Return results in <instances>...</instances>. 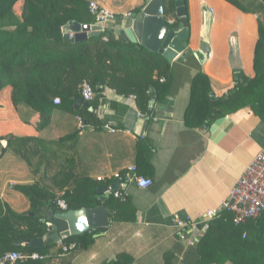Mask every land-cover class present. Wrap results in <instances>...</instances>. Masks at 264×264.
I'll list each match as a JSON object with an SVG mask.
<instances>
[{"label":"crops","instance_id":"0c3cea01","mask_svg":"<svg viewBox=\"0 0 264 264\" xmlns=\"http://www.w3.org/2000/svg\"><path fill=\"white\" fill-rule=\"evenodd\" d=\"M88 1L117 14L108 24L107 32L122 41L121 33L133 24V9H141L147 2ZM159 3H163L165 10L164 0H158ZM19 5L18 15L24 3ZM188 11L187 48L171 63L172 91L166 99L158 101L154 89H149L150 112L146 111V98L124 96L101 87L95 114L104 128L91 127L80 133L78 117L56 109L47 116L49 125L40 130L41 116L27 106H15L10 86L0 92V138L37 140L17 147L22 153L31 152L30 159L9 147L7 140L0 142V201L17 214L38 218L47 226L46 234L50 219L62 209L54 210L48 199L45 207L34 213L31 198L18 189L39 181L31 164L45 158L41 170L53 175L67 158L75 157L88 177L98 182L99 178L109 180L115 173L138 167L141 141H146L152 150L149 162L152 174L141 175L153 179L154 186L142 189L135 182L128 183L122 191L128 206L119 213L120 220H112L114 212L105 205L110 224L104 231H87L68 239L88 235L91 237L88 246L64 256L57 235L51 233L42 247L47 250L42 254L45 259L23 264H200L212 258L216 261L208 264H233L229 251L255 231L248 221L243 226H233L224 218L227 212L224 204L244 170L264 148V121L250 108L234 113L223 109L222 118L196 130L186 126L185 113L193 79L200 71L210 78L216 97L234 89V70H242L248 78L255 77V52L260 28H264V0H188ZM128 12L132 13L131 19L123 17ZM167 20L173 27L179 20L177 10L170 12ZM179 27L180 23L175 28ZM129 53V49L119 48L112 56ZM154 76L158 80L159 71ZM222 108L221 104L219 109ZM73 133L77 136L71 148L68 149L71 143L67 147L56 143ZM117 185L116 182L113 186ZM106 196L97 192V207L103 205ZM209 212L215 215L210 218ZM134 213V219L130 220ZM178 220L187 224L184 231L178 228ZM209 224L214 227L206 244ZM5 241L6 248L19 244L14 239ZM27 241L21 244L29 245Z\"/></svg>","mask_w":264,"mask_h":264},{"label":"trees","instance_id":"16d2710c","mask_svg":"<svg viewBox=\"0 0 264 264\" xmlns=\"http://www.w3.org/2000/svg\"><path fill=\"white\" fill-rule=\"evenodd\" d=\"M20 2H23L24 6L22 13L18 15L15 7ZM89 2L88 0H0V92L10 86L15 106H27L41 116L40 130L49 125L47 116L56 109L81 117L85 129L104 128V124L95 114L101 87L114 89L116 93L124 96L137 95L146 98L147 112L151 110L149 97L152 96L149 89H154L158 101L166 99L172 91L171 62L159 54L149 53L141 45L118 40L110 32L91 37L81 43L64 41L63 29L70 22L91 26L96 24L95 17L89 12ZM178 2H182L186 7L189 19L188 0H164L166 18L170 12L177 10ZM140 10L135 8L132 13H139ZM178 25L179 20H176L173 28ZM119 48L129 49L131 53L112 56V52ZM138 55L144 57L140 59ZM254 69V78H248L242 70H234L236 85L222 97L214 95L210 78L200 71L192 82L190 103L185 113L186 126L196 130L209 127L225 115L223 109H229L234 113L237 110L250 108L264 121V28H260ZM157 71H159L158 80L154 78ZM161 78L165 81L162 82ZM84 83H89L95 92L90 102L84 101L82 96ZM56 99L60 100L59 104H55ZM221 104L222 110L219 109ZM76 136V133L70 134L56 143L65 147L71 143L69 149L75 144ZM3 140H7L9 147L15 148L16 152L25 159L33 157L31 152L22 153L17 147L21 148L37 141L36 139H18L9 136L0 138V142ZM151 153L152 150L146 141L138 144L137 169L140 175L152 174L149 163ZM45 162L46 159L43 158L31 164L34 173L39 177L35 185L18 186L21 192L31 198L34 213L45 207L48 199L51 200L50 207L54 210L58 209L59 198L67 204V211L95 208L98 205L96 199L98 190L102 186H113L117 182L115 179L104 182L92 180L82 170L75 157L67 158L53 175L41 170ZM127 203L125 198L120 199L110 195L106 206L114 212L111 216L112 220L121 219L119 213L127 209ZM134 217L135 213L130 220ZM224 218L236 226L232 213L225 212ZM249 224L256 228L255 231L250 233L240 246L236 247L234 244V248L229 251V254H233V264H264V214L255 221H248ZM213 227V224H209L207 235L209 238L206 244L209 243ZM47 230V226L39 222L38 218L17 214L0 201V259L8 251L46 253L45 248L33 249L21 243L41 238L46 235ZM240 230L241 236L243 230ZM5 239H14L19 244L6 248ZM72 242L77 244L75 250L77 251L82 246H88L91 237L87 235L64 241L65 244ZM213 261L216 260L205 259L200 264Z\"/></svg>","mask_w":264,"mask_h":264},{"label":"water","instance_id":"95a60500","mask_svg":"<svg viewBox=\"0 0 264 264\" xmlns=\"http://www.w3.org/2000/svg\"><path fill=\"white\" fill-rule=\"evenodd\" d=\"M159 4L158 0H147L140 12L133 14L131 28L124 30L121 35L124 41L140 44L149 52L159 54L172 63L187 48L189 19L186 7L182 2H178L177 15L180 27L173 28V24L168 22L165 16L163 3ZM100 29L97 26L70 22L64 28L63 39L70 43H81L91 37L101 36ZM179 29L182 31L179 32ZM102 192L107 194L102 206L74 211L58 210L48 224L49 233L44 237L28 240L29 246L33 249H41L45 244V239H49L51 233L57 235L58 243H60L87 231H104L110 224V213L105 207L110 193L107 188H101L98 194Z\"/></svg>","mask_w":264,"mask_h":264},{"label":"built area","instance_id":"2783aa9c","mask_svg":"<svg viewBox=\"0 0 264 264\" xmlns=\"http://www.w3.org/2000/svg\"><path fill=\"white\" fill-rule=\"evenodd\" d=\"M89 12L95 17V22L99 26L101 35L106 33L108 24L117 18V14L110 9L101 6L95 1L89 2ZM125 19H131L132 13L128 12L123 15ZM106 41V38H104ZM162 82L165 80L162 79ZM82 96L84 101L90 102L95 96L93 87L89 83H84L82 87ZM60 100L56 99L55 104H59ZM85 130V124L81 117H78V131L81 133ZM119 184V189L114 186H109L108 191L110 195L115 198H125L122 192L128 183L135 182L139 188L149 189L154 186V180L146 178L138 173L136 166H131L125 171L115 173L112 178ZM106 179L99 178V182H104ZM57 205L63 211H67V204L62 199L57 200ZM224 210L233 214V222L236 225L244 224L249 220L260 218L264 214V148L260 151L257 157L247 166L242 176L237 181L236 185L230 190L227 201L224 204ZM214 212H209L208 217H213ZM178 228L184 231L187 224L177 221ZM185 239V235L182 236ZM59 246L62 255L71 254L77 249V244L72 242L65 244L60 242ZM45 257L38 253H20L17 251L5 253L1 259L0 264H23L29 261L44 260Z\"/></svg>","mask_w":264,"mask_h":264},{"label":"rangeland","instance_id":"374dc122","mask_svg":"<svg viewBox=\"0 0 264 264\" xmlns=\"http://www.w3.org/2000/svg\"><path fill=\"white\" fill-rule=\"evenodd\" d=\"M20 10H21V7H20V5H19V3L16 5V7H15V11H16V13L17 14H19L20 13Z\"/></svg>","mask_w":264,"mask_h":264}]
</instances>
